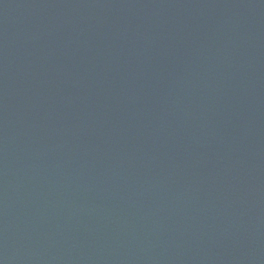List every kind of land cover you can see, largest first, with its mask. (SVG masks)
Returning <instances> with one entry per match:
<instances>
[{
	"label": "water",
	"instance_id": "95a60500",
	"mask_svg": "<svg viewBox=\"0 0 264 264\" xmlns=\"http://www.w3.org/2000/svg\"><path fill=\"white\" fill-rule=\"evenodd\" d=\"M0 264H264V0H0Z\"/></svg>",
	"mask_w": 264,
	"mask_h": 264
}]
</instances>
